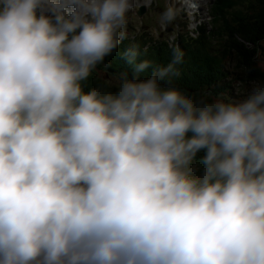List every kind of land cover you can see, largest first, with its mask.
Listing matches in <instances>:
<instances>
[{
	"label": "clouds",
	"instance_id": "clouds-1",
	"mask_svg": "<svg viewBox=\"0 0 264 264\" xmlns=\"http://www.w3.org/2000/svg\"><path fill=\"white\" fill-rule=\"evenodd\" d=\"M139 7L0 0V264H264V80L194 98L130 45L82 88Z\"/></svg>",
	"mask_w": 264,
	"mask_h": 264
},
{
	"label": "trees",
	"instance_id": "trees-1",
	"mask_svg": "<svg viewBox=\"0 0 264 264\" xmlns=\"http://www.w3.org/2000/svg\"><path fill=\"white\" fill-rule=\"evenodd\" d=\"M209 10L210 27L197 26L194 37L177 33L169 40H152L145 33L127 31L117 48L81 82L82 88L87 91L99 86L114 91L121 74L131 77L133 67L123 55L130 45L138 47V60L147 59L158 66L169 62L172 47L178 45L183 51L182 62L177 65L179 74L165 77L161 83L174 86L194 98L222 97L234 88L232 84L238 78L245 83L264 80V68H261L264 60L260 58V52L264 51V0H252L249 7H241L238 0H213ZM231 59L239 72H227L226 65ZM149 72L150 69L146 70L141 78ZM201 155L197 154V160Z\"/></svg>",
	"mask_w": 264,
	"mask_h": 264
},
{
	"label": "rangeland",
	"instance_id": "rangeland-1",
	"mask_svg": "<svg viewBox=\"0 0 264 264\" xmlns=\"http://www.w3.org/2000/svg\"><path fill=\"white\" fill-rule=\"evenodd\" d=\"M136 1V0H135ZM148 2L145 3L143 6L145 8V12L141 17H138L136 15L137 10H134V15L130 16L129 24L127 26V30L129 33H133V30L136 32L139 31V33H145L150 39L154 40H163L167 39L169 40V36L173 34H187L185 36L188 37H194L195 34H193L195 27L203 23V25L208 24V27H210L209 21V8L211 6V3L213 0H203L199 3H197V6L199 7V10L193 9L191 5L186 4L188 7L185 10H181L180 4H183L182 0H147ZM200 1V0H199ZM241 3V7L247 6L249 7L252 0H238ZM168 3H175V5L180 9V13L177 16V18L169 25L164 27L163 29L160 28L157 18L159 13L163 10L166 4ZM147 5V6H145ZM245 9V8H243ZM236 9L232 10L234 12ZM165 28H168L167 30H164ZM213 44V42H211ZM212 46V45H211ZM261 56L260 58L264 60V51L260 52ZM227 72L234 73L236 69L234 61L231 59L226 65ZM236 72H239L236 71ZM242 76V75H239ZM232 77H236L233 75ZM236 81L232 84L235 85L234 88L229 89V93H224L222 97L225 98H238L242 97L243 95L247 94V92L250 90L251 85L253 83H245L242 82V79H235ZM111 81H114L111 80Z\"/></svg>",
	"mask_w": 264,
	"mask_h": 264
},
{
	"label": "bare ground",
	"instance_id": "bare-ground-1",
	"mask_svg": "<svg viewBox=\"0 0 264 264\" xmlns=\"http://www.w3.org/2000/svg\"><path fill=\"white\" fill-rule=\"evenodd\" d=\"M148 1L147 0H136L135 3L137 4H141V5H144L145 3H147ZM209 55V54H208ZM217 69V68H216Z\"/></svg>",
	"mask_w": 264,
	"mask_h": 264
},
{
	"label": "water",
	"instance_id": "water-1",
	"mask_svg": "<svg viewBox=\"0 0 264 264\" xmlns=\"http://www.w3.org/2000/svg\"><path fill=\"white\" fill-rule=\"evenodd\" d=\"M143 13H144V10L141 9V10L137 13V15H138L139 17H141Z\"/></svg>",
	"mask_w": 264,
	"mask_h": 264
}]
</instances>
